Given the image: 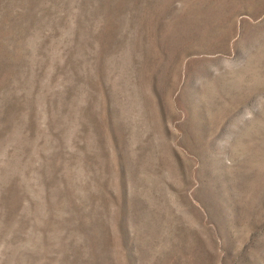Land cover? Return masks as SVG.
Returning a JSON list of instances; mask_svg holds the SVG:
<instances>
[{"label":"rangeland","instance_id":"obj_1","mask_svg":"<svg viewBox=\"0 0 264 264\" xmlns=\"http://www.w3.org/2000/svg\"><path fill=\"white\" fill-rule=\"evenodd\" d=\"M0 264H264V0H0Z\"/></svg>","mask_w":264,"mask_h":264}]
</instances>
